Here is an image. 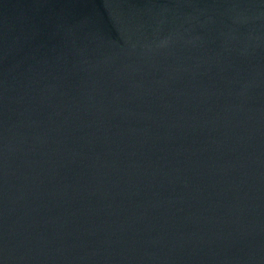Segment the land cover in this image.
Returning a JSON list of instances; mask_svg holds the SVG:
<instances>
[{"label": "water", "instance_id": "water-1", "mask_svg": "<svg viewBox=\"0 0 264 264\" xmlns=\"http://www.w3.org/2000/svg\"><path fill=\"white\" fill-rule=\"evenodd\" d=\"M0 264H264V0H0Z\"/></svg>", "mask_w": 264, "mask_h": 264}]
</instances>
